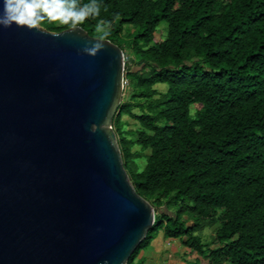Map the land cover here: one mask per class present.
<instances>
[{
	"label": "trees",
	"instance_id": "trees-1",
	"mask_svg": "<svg viewBox=\"0 0 264 264\" xmlns=\"http://www.w3.org/2000/svg\"><path fill=\"white\" fill-rule=\"evenodd\" d=\"M38 8L45 30L79 27L133 56L124 54L128 100L112 129L136 193L161 215L127 264H144L139 255L160 234L209 264H264V0H39ZM124 117L139 128L125 130Z\"/></svg>",
	"mask_w": 264,
	"mask_h": 264
},
{
	"label": "water",
	"instance_id": "water-1",
	"mask_svg": "<svg viewBox=\"0 0 264 264\" xmlns=\"http://www.w3.org/2000/svg\"><path fill=\"white\" fill-rule=\"evenodd\" d=\"M38 3L0 0V264H127L156 215L112 129L125 55Z\"/></svg>",
	"mask_w": 264,
	"mask_h": 264
},
{
	"label": "crops",
	"instance_id": "crops-1",
	"mask_svg": "<svg viewBox=\"0 0 264 264\" xmlns=\"http://www.w3.org/2000/svg\"><path fill=\"white\" fill-rule=\"evenodd\" d=\"M176 242L166 240L160 234L147 250L141 252L137 260H141L144 264H209L206 258L192 253L183 247L179 241L177 246ZM171 245L174 247H169Z\"/></svg>",
	"mask_w": 264,
	"mask_h": 264
},
{
	"label": "rangeland",
	"instance_id": "rangeland-1",
	"mask_svg": "<svg viewBox=\"0 0 264 264\" xmlns=\"http://www.w3.org/2000/svg\"><path fill=\"white\" fill-rule=\"evenodd\" d=\"M133 30L134 29H131V28L128 29L127 28V30L124 33V37H126L128 34L131 35V37H132L134 35ZM164 32H166V24H162L161 27L159 28L158 32L155 34V37H156L157 41H162V39L164 38ZM131 37L124 38V40L125 41H129L131 39ZM124 54H126L127 58H132L133 57L131 55V53H130V50L127 49V48H125ZM138 70H140V69H138ZM156 90L159 93H162L163 94V93H165L168 90V87L165 86V85H159V86L156 87ZM123 100H125V101L128 100V94L127 95H125V94L123 95L122 102H123ZM199 108H200V106H192V108H191L192 114L194 115L195 111L197 109H199ZM134 113L135 114H140V111L135 110ZM123 121L128 124L127 127H126V129H125L127 131H129V130H137L139 128L138 124L134 120H132V119H130L128 117H124L123 118ZM139 151H140V148H138V147H135L134 148V152H139ZM148 155H149V152L145 153V156H148ZM137 163H138V165L141 168H143L146 165V161L144 159L138 160ZM159 215H161V214L158 212L157 215H156V218H158ZM210 234H211V232L209 230H206L203 233V239H204V241L206 243L209 242V236H210ZM175 244H177V246H178L179 245V242L177 241ZM169 247H174V246L171 245ZM177 257H179V255H177Z\"/></svg>",
	"mask_w": 264,
	"mask_h": 264
}]
</instances>
